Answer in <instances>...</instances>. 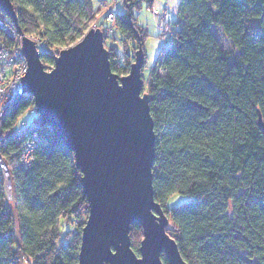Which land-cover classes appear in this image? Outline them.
<instances>
[{
  "label": "trees",
  "instance_id": "1",
  "mask_svg": "<svg viewBox=\"0 0 264 264\" xmlns=\"http://www.w3.org/2000/svg\"><path fill=\"white\" fill-rule=\"evenodd\" d=\"M101 1L97 9L93 0H12L15 25L19 32L41 33L51 45L69 46L102 14ZM142 2L116 5L125 11H112L117 28L111 35L117 31L124 43L129 37L143 46L147 33L134 16ZM209 2L182 0L170 44L163 46L149 78L143 76V93H152L156 133L155 198L173 226L167 232L189 264H264L259 255L264 253V128L258 122L260 114L264 120V41L257 39L259 29L248 33L247 19L232 16L225 22L223 14L207 7ZM245 2L225 0L229 9ZM254 6L264 8V0H254ZM217 32L230 40L232 49ZM240 32L254 41L246 56L230 54L236 52L231 37ZM108 50L112 70L126 74L135 56L126 52L122 59ZM44 56L53 62L52 56ZM249 59L250 65L245 63ZM33 105L32 94H23L8 110L4 126L12 127ZM40 132L42 140L28 168L11 153L19 147V136L8 150L13 203L10 210L0 174V246L11 253L13 264H21L22 254L31 264H78L81 227L65 241L61 222L65 218L81 226L78 219L89 214L81 171L55 127L43 125ZM176 192L190 199L169 207L166 201ZM142 236V226L132 223L131 246L137 253ZM250 256L259 258L251 261ZM161 258L168 264L165 254Z\"/></svg>",
  "mask_w": 264,
  "mask_h": 264
},
{
  "label": "water",
  "instance_id": "2",
  "mask_svg": "<svg viewBox=\"0 0 264 264\" xmlns=\"http://www.w3.org/2000/svg\"><path fill=\"white\" fill-rule=\"evenodd\" d=\"M0 11L15 20L12 0H0ZM104 38L100 28H90L54 57L51 71L34 41L27 36L22 41L29 65L24 90L32 94L41 123H52L74 152L88 198L78 264H165L162 254L168 264H189L168 234L169 218L155 198L156 133L149 95L143 96L145 52L139 46L131 76H119ZM128 80L132 84L118 88ZM258 122L264 128L261 114ZM134 222L143 229L139 253L131 246Z\"/></svg>",
  "mask_w": 264,
  "mask_h": 264
},
{
  "label": "built area",
  "instance_id": "3",
  "mask_svg": "<svg viewBox=\"0 0 264 264\" xmlns=\"http://www.w3.org/2000/svg\"><path fill=\"white\" fill-rule=\"evenodd\" d=\"M101 1V6L109 4H120L119 0ZM123 1V0H122ZM154 14L163 20L160 28L164 30V46H168L171 42L172 33V20H170V13L168 10L158 11L153 9ZM107 16L113 20L115 19L112 11L107 12ZM23 38L20 36L17 38V30L15 21L8 15H2L0 13V148H6L7 151H0V174L3 179V185L5 190V200L7 207L11 210L13 203V189H12V174L8 164V161L3 157L7 156L8 150L12 147V139L15 136H19L21 141L17 150L11 153H16L20 162L28 168L36 158V151L41 143L42 136L40 127L46 125L48 128H53L52 123H41V116L38 113L35 104L33 107L28 108L31 115L29 121L18 120L12 127L4 126V119L7 117L8 110L14 101L20 99L24 90V77L28 71V61L23 53L22 49ZM36 43L39 50L45 55H50L52 50L49 42L44 39L38 40ZM54 59V56H52ZM54 62V60H53ZM16 140V139H15ZM14 140V141H15ZM13 216L15 217V213ZM23 261L30 262L29 258H26L24 254L19 257L21 264ZM31 264V262H30Z\"/></svg>",
  "mask_w": 264,
  "mask_h": 264
},
{
  "label": "rangeland",
  "instance_id": "4",
  "mask_svg": "<svg viewBox=\"0 0 264 264\" xmlns=\"http://www.w3.org/2000/svg\"><path fill=\"white\" fill-rule=\"evenodd\" d=\"M119 1H120V4H123L125 0H123V1L119 0ZM96 2H98V0H95V2L93 0L94 6H95ZM113 2H115V0H113L112 3ZM153 5L159 6L158 11H164L167 9L168 12L170 13L169 18L172 21H176L178 16H179L178 15L179 4H177L175 7H173V0H153L152 4L150 6H147V7L144 5V2H142V6L140 8L134 9V16L137 18L139 23L143 25V27L145 28L146 33H147L144 37L143 46L141 44H138L134 39H131L129 37L127 38V40H125V43H124L123 41H121L118 38L117 31H115V35H111L112 31H114L113 29H115L117 27H116V21L114 19L109 21L108 18L106 17L107 15L105 16L106 13L104 11H105L107 5H104L103 7L101 6V8L103 10V11H101L102 14H100L97 19H94L92 21L91 25L89 26V28H87V30H86V32H87L92 27L100 28L105 34V38H104L105 47L107 49L111 47V50L114 52H117L122 59L123 58L125 59L124 54L126 52H129V54H131V56L132 55L134 56L135 52L139 48V46H142L143 50L145 52V66L143 67V76L146 79L149 78L150 73H151L152 69L154 68L156 60L160 54V51L162 50V48L164 46V30L160 28V25L163 22V20L159 19V17L154 14L153 9L156 7ZM124 11H125V6H123V5L115 6V12L123 13ZM102 17H103V20L101 19ZM16 30H17V28H16ZM217 34L221 38V41L225 47L230 48V49L233 48L230 40L227 37H225L221 32H217ZM20 36L22 38H24V36L29 37L31 40L34 41L35 45H36V43H38L37 42L38 40H41V38H42V40L46 39L48 41V39L46 37H44L41 33H38V32L30 34V33H26L23 31L19 32L17 30V38H19ZM77 41L74 40L73 43L70 44L69 46L75 44ZM111 45H113V46H111ZM69 46L59 47V46L51 45L52 50L50 51V53L54 57L58 56L60 51L63 48H66ZM36 48L39 52H41L39 50V48L37 47V45H36ZM44 57H45L44 54L41 52V60H42L43 64L45 65V69L48 71H51L55 67V63L54 62H52V63L47 62ZM133 61H135V57H133ZM133 61H131V64L133 63ZM129 70H130V68H129ZM129 70H128V72H129ZM118 75L123 76L122 74H118ZM32 116L33 115H31L29 112H27V113L22 115L21 120L29 121ZM177 194H179L180 198L178 200H175L173 203H169V201L173 200V197H175ZM189 199H190V197L188 195L180 193V192H176V193H174L168 197L166 204L169 207H174V206L179 205L182 202L188 201ZM87 217L88 216L85 215V216L78 219L79 222L83 223L81 226L78 223H76V221L71 222V221H68L67 219L63 218L62 222H61V231H62L63 239L65 241H69L72 237V233L74 230H76L78 227L79 228L81 227L80 229H82L83 225L85 224V221L87 220ZM172 227H173L172 224L170 222H168L166 229L170 230V229H172ZM142 238H143V236H142ZM30 262L29 261L28 262L23 261L22 263L30 264Z\"/></svg>",
  "mask_w": 264,
  "mask_h": 264
},
{
  "label": "snow or ice",
  "instance_id": "5",
  "mask_svg": "<svg viewBox=\"0 0 264 264\" xmlns=\"http://www.w3.org/2000/svg\"><path fill=\"white\" fill-rule=\"evenodd\" d=\"M106 2L107 0H105V3ZM143 2H144V5L147 7L151 4L152 0H143ZM128 3L131 4L132 0H128ZM180 3H182V0H173V7H175L177 4H180ZM95 6L97 9L100 7L98 2L95 3ZM153 6H155L157 10H159L158 5H153ZM207 7L212 9V11L216 15L223 14L225 22L231 21L232 16L238 17L240 21H245V19H247V21L250 22L247 26L248 33L250 35H254L253 29L254 28L259 29V31L261 32V36L258 37L257 39H259L260 41H264V8H256L254 6V0H246V2L242 5V7H237L236 5H233L231 9H229V5L225 3V0H215L214 3L211 2L210 0ZM226 9L229 12H231V15H228V13L225 12ZM114 10H115V5L109 4L108 8L105 9V13L109 11H114ZM240 11H243L244 15H240L239 14ZM101 19L103 20V17ZM213 23H215V21H213ZM221 27H223V25H221ZM231 39L234 42L233 46L236 47V52L230 53L232 55H236L237 53H239L241 56H246L253 49L254 41L250 39L248 36H245L244 32H240L239 36H232ZM241 40L242 42L236 43L237 41H241ZM260 49L264 50V43L260 44ZM133 63H135V61H133ZM245 63L250 65L251 60L250 59L246 60ZM128 75L131 76V73H128ZM130 84L132 83L130 80H128V81H125L124 84L118 85V88L123 90ZM148 95H152V93L148 91H145L143 93V96H148ZM143 96L141 95L139 91H137L136 98L139 103L144 102ZM0 151H7V149L0 148ZM3 159L6 161L7 156H4ZM153 171H155V169H153ZM179 198H180L179 194H177L175 197H173V200L169 201V203H173L175 200H178ZM2 211H3V208H0V212ZM2 231L3 229H0V232ZM12 247L15 248V245H13ZM110 254H112L115 257L114 253H110ZM259 255L264 256V253H260ZM258 258H259L258 256L249 257L251 261H256L258 260ZM0 264H13L11 253H9V251L2 246H0Z\"/></svg>",
  "mask_w": 264,
  "mask_h": 264
}]
</instances>
